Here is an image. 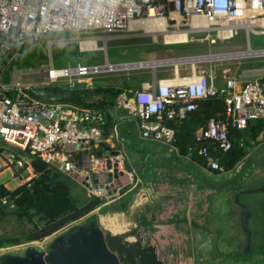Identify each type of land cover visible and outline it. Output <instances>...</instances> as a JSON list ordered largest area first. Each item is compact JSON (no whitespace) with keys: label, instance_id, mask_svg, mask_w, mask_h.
I'll use <instances>...</instances> for the list:
<instances>
[{"label":"built area","instance_id":"1","mask_svg":"<svg viewBox=\"0 0 264 264\" xmlns=\"http://www.w3.org/2000/svg\"><path fill=\"white\" fill-rule=\"evenodd\" d=\"M133 20L138 24L130 27ZM246 20L248 25L243 23ZM161 23H165L161 28L166 32L185 31L188 37L203 33L211 44L233 39L239 28L247 35H264V0H0V34L10 41L0 47L18 50L29 42H39L42 34H74L80 52H104L103 61L61 67L50 62L44 75L51 83L63 80L71 83L70 87H91L94 76L143 68L153 60L111 62L106 49L97 46L99 36L81 34L102 30L117 36L130 31L155 37L162 34L164 38L160 32L145 33L146 28L158 29ZM196 62L191 75H180L174 65L175 79L155 75L151 83L122 91L115 107L124 109L126 117L136 122L139 138L174 146L176 130L168 122H181L198 100L221 98L223 112L198 127L193 142L209 170L224 172L212 147L227 152L232 147L231 130H243L252 120L264 124V79L241 81L230 76L218 84L211 73H196ZM37 88L32 82L0 83V140L11 146L0 152V172L8 169L13 178L29 186L34 173L28 167L34 156L76 181L89 197L102 200L134 182L122 150L107 143L117 136L116 125L109 128L107 110L43 100L36 96Z\"/></svg>","mask_w":264,"mask_h":264},{"label":"rangeland","instance_id":"2","mask_svg":"<svg viewBox=\"0 0 264 264\" xmlns=\"http://www.w3.org/2000/svg\"><path fill=\"white\" fill-rule=\"evenodd\" d=\"M145 32L148 33V28ZM80 36H99L97 46L102 47L103 50L106 49L108 59L114 63L233 53L235 55L230 54L229 56L231 57L228 58L208 57L210 60L196 62L194 65L195 72L211 73L218 84H221L224 78L230 76L241 81L264 78V35L254 33L247 35L243 28L237 30V34L233 39L214 44L205 40L203 33H192L189 35L188 42L179 44L164 42L165 35L163 38L162 34L155 37L151 34L139 35L130 31L120 32L116 36L109 35L102 30H89L87 34H81ZM76 39L77 37L74 34L52 32L42 34L39 42H29L18 50H6L0 47V83L10 86L16 81L32 82L40 87L39 90L43 94L46 93V87L44 88V86H62L59 87L61 89L65 86L73 88L70 87L71 83L63 80L55 83L49 82L45 78L44 72L51 62L50 58L55 67L73 64L79 60L88 63L103 61L104 52H79ZM9 43V39L0 34V44L9 45ZM178 68L180 75H191L193 70L190 62L180 63ZM173 73L174 65L165 64L154 69L150 66H144L143 68L130 71L97 75L90 81L91 86H93L91 88L95 89L81 93L80 98L84 104L96 105L101 104V102L115 104L116 96L106 88L124 86L136 89L143 82L151 83L152 77L155 75L158 78H169ZM124 129L131 131V135L128 138L123 134ZM117 134L119 138L117 147L122 150L127 168L132 172L135 169L141 176L143 174L150 176L156 172L155 166L151 162L152 159L147 161V158H151L153 153L160 152L161 154L165 149L173 151L168 144L139 138L137 124L132 119L125 118L118 123L116 126ZM113 139L115 141V137ZM241 141L245 144L249 141V137H243ZM144 142L156 143L159 148L153 151L152 147L154 145H151L152 147L150 146L144 150L142 147ZM250 144L252 149L242 159L244 162H242L241 173L247 181L256 180L253 178L264 179V136H257ZM10 149L11 146L8 143L0 140V152H7ZM20 153L27 157L23 152ZM33 173L35 176L36 173L34 171ZM8 176L9 171L2 173L0 181L4 183ZM17 183H22V181L12 179L7 182L9 188H14ZM133 184H130L128 189H131L130 187H133ZM71 187V196L76 198L78 203L89 197L83 187L76 181L71 180ZM96 208L98 212L81 219L82 221L79 220V223H76L71 229L69 227V230L63 236H54L52 242L48 243L49 248L45 249V251L38 249L37 246L42 247L44 245L41 243H34L23 249H13L12 246L0 248V264H35L37 261H44L46 264L72 262L77 250H86V253L89 254L98 247L103 250L100 260L103 257L107 258L104 264H138L141 257L147 256V254L149 256L152 255V260H148L155 262L154 264H264V254L256 255L252 258H242L232 251L227 252L211 246L196 247L195 245H190L187 241L178 247L150 248L143 244L131 247L124 246L118 235L113 236L103 232L98 224L101 222V214L104 207L100 204ZM88 223L96 224L94 226L96 230L91 232L86 238L81 234L83 230L86 233L87 229L84 226ZM31 225L25 220L9 217L0 223V233L21 232ZM72 237H74L75 242H71ZM54 239L55 241L53 242ZM61 243H66V248L61 249V246H59ZM71 243H74L73 247H71ZM25 248L28 250L30 248L29 257H12V252L21 253ZM157 250L160 251L159 254H157Z\"/></svg>","mask_w":264,"mask_h":264},{"label":"crops","instance_id":"3","mask_svg":"<svg viewBox=\"0 0 264 264\" xmlns=\"http://www.w3.org/2000/svg\"><path fill=\"white\" fill-rule=\"evenodd\" d=\"M77 49L79 48L77 47ZM50 61L52 63L51 58ZM169 78L175 79L174 74ZM113 112L114 116L112 115L109 121L110 130H112L113 126H117L118 123L127 118L126 111L122 108L118 109L114 107ZM123 134L128 138L131 135V131L124 129ZM117 142H119L118 134L115 141L114 139H110L107 143L110 146H114L117 145ZM146 143H142L144 150L151 145H154L153 147L151 146L153 151L159 148L156 143ZM170 147L173 151L165 149L163 153L156 152L152 154L151 158H147V161L152 159L151 162L156 169L155 173L150 176L144 174L141 176L133 169L135 181L133 182V187L128 189V185L102 203L104 210L101 214V222L98 225L103 232L113 236L118 235L124 246H140L143 244L150 248L178 247L187 241L190 245H195L196 247H212L213 236L206 233L204 229L195 228L191 222L192 220L199 224L204 222V217H199V214L208 210L209 196L213 192L225 187H232L238 182L245 180V176L241 173L242 162L244 160H240L230 170L215 172L192 159L189 155L181 154L175 146ZM28 168L31 172V165ZM6 171H9L7 180L4 183L0 182L8 189H13L9 188L7 182L17 179L12 177V173L8 169L0 172V175ZM20 184L17 183L15 187ZM95 212H98L97 208L90 211V214L88 213L80 219L68 223L42 241H30L12 246V248L23 249L34 243H41L44 245L37 247L41 251H45V249L49 248L48 243L52 242L54 236H63L69 230V227L71 229L76 223H79V220L85 219ZM94 226L96 224H86L84 226L87 229L86 233L83 230L81 235L88 238L90 233L96 230ZM185 230L189 231L188 234H186ZM71 242H75L74 237H72ZM73 245L74 243H71V247ZM59 246H61V249H64L66 248V243H61ZM157 252L159 254L160 251L157 250ZM29 254L30 248L29 250L25 248L21 253L12 252L11 255L14 258H25L29 257ZM169 255L171 256V254ZM79 257L78 251L73 262L78 261L77 263L79 264H85L82 260H78ZM151 258L152 255L149 256L150 260H152ZM69 262L59 264H68ZM35 264L46 263L44 261H37Z\"/></svg>","mask_w":264,"mask_h":264},{"label":"trees","instance_id":"4","mask_svg":"<svg viewBox=\"0 0 264 264\" xmlns=\"http://www.w3.org/2000/svg\"><path fill=\"white\" fill-rule=\"evenodd\" d=\"M264 79V78H263ZM46 93L37 88L36 96L43 100H53L58 103L75 106H93L107 110L109 121L112 118L115 104H84L80 98L81 93L89 92L95 88L84 87L76 84L73 88L62 86H44ZM96 87V86H94ZM98 87V86H97ZM129 87L106 88L117 97ZM224 104L221 98H208L197 101L195 109L188 111L186 117L179 123L169 121L175 127L176 140L174 146L184 155L205 165V159L195 151L193 135L195 130L206 124L207 120L223 112ZM262 120H252L243 130H231L232 147L223 152L215 147L212 151L219 157L224 170L232 169L252 148L250 144L261 135ZM243 137L249 141L242 143ZM30 165L36 173L31 178L30 185L21 183L13 189H8L0 182V223L9 217L25 220L32 225L17 233H0V248L21 245L30 241H42L54 234L68 223L78 220L103 203L97 197L85 198L81 203L71 196V178L47 166L37 157L32 156Z\"/></svg>","mask_w":264,"mask_h":264},{"label":"water","instance_id":"5","mask_svg":"<svg viewBox=\"0 0 264 264\" xmlns=\"http://www.w3.org/2000/svg\"><path fill=\"white\" fill-rule=\"evenodd\" d=\"M253 179L256 180L245 179L213 192L209 196L208 210L199 214L204 217V222H191L195 228L204 229L213 236V248L232 251L242 258L264 254V179ZM185 232L188 234L189 231ZM78 251V260L87 264H104L107 260L105 257L100 260L103 250L99 247L89 254L86 250ZM148 255L142 256L138 264H154L148 260Z\"/></svg>","mask_w":264,"mask_h":264},{"label":"bare ground","instance_id":"6","mask_svg":"<svg viewBox=\"0 0 264 264\" xmlns=\"http://www.w3.org/2000/svg\"><path fill=\"white\" fill-rule=\"evenodd\" d=\"M245 25H248L249 21H244L243 22ZM136 24H138V21L136 20H133L130 22V27H133L135 26ZM165 23H161V26H159L158 29H150L148 28V33H156V32H160V33H163L165 35V42H176V44L178 43H184V42H188L189 41V37L186 36V32L185 31H179V32H176V33H172V32H166L163 28H161ZM147 29V28H146ZM146 31V30H145ZM146 33V32H145ZM92 41H94L95 39H91ZM236 53V52H235ZM232 55H235L233 53H230ZM230 54H225L224 56L223 55H207V56H204V57H200V58H186V59H166V60H163V61H156V60H153V61H149L147 63H144V66L147 65V66H150V67H157L159 63H163V64H173V65H178L179 63H183V62H190V63H193L195 61H204V60H208L209 58L208 57H215V58H228V57H231L229 56ZM228 55V56H227ZM215 58H212V59H215ZM174 61V62H170V61ZM210 60V59H209ZM81 260V259H80ZM85 263V262H84Z\"/></svg>","mask_w":264,"mask_h":264}]
</instances>
